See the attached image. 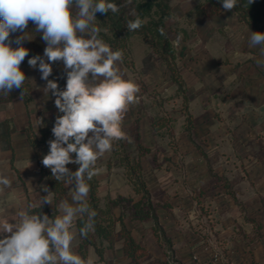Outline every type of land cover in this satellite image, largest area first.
I'll use <instances>...</instances> for the list:
<instances>
[{"label":"crops","instance_id":"crops-1","mask_svg":"<svg viewBox=\"0 0 264 264\" xmlns=\"http://www.w3.org/2000/svg\"><path fill=\"white\" fill-rule=\"evenodd\" d=\"M197 2H182L173 6V12L179 19L184 18ZM182 26L191 28L186 22ZM195 29V36L187 41L176 33L169 34L178 49L184 47L180 66L193 117L192 138L185 129L181 97L169 99L163 106L139 99L126 113L122 128L129 144L135 145L138 134L139 142L151 149L142 157L143 177L181 261L264 264V66L257 63L264 60V53L259 47H249L253 31L233 10L223 8L213 16H200ZM162 66L165 78L150 82L156 92L167 98L177 86ZM25 72L32 84L33 104L28 109L23 98L15 96L0 105V121L10 118L16 127L11 134L12 149L4 145L0 150V173L12 181L11 189L0 191V210L11 213L27 210L39 197L47 195L41 191L42 186L50 190L47 181L41 180L25 129L31 123L40 134L36 119L42 117L43 125L54 119L55 97L51 92L45 97L46 81L41 79L40 71L27 68ZM16 93L14 89L12 94ZM161 109L172 119L170 134L158 133L152 125ZM136 120L138 132L134 128ZM51 139H55L53 133ZM111 153L97 162L99 195H134L124 169L115 163L107 165ZM65 187V199L71 202L69 191L73 186ZM115 213L119 215L121 208H116ZM124 222L154 258H166L150 221L126 218ZM75 243V252L80 255L79 235ZM84 260L86 264L130 261L122 239L114 249L105 250L103 259L90 246Z\"/></svg>","mask_w":264,"mask_h":264},{"label":"clouds","instance_id":"clouds-1","mask_svg":"<svg viewBox=\"0 0 264 264\" xmlns=\"http://www.w3.org/2000/svg\"><path fill=\"white\" fill-rule=\"evenodd\" d=\"M221 2L229 11L238 5V0ZM109 11L118 13L120 6L111 0H0V93L8 96L28 80L20 66L29 55L23 41L31 40L26 31L31 21L35 31L42 33L46 47L43 57L36 55L27 62L34 69L38 66L41 79L46 81L45 97L51 92L55 107L62 113L55 119L51 130L55 139L48 141L49 152L42 164L56 181L73 186L71 202L62 200L54 218L30 211L53 204V192L46 185L41 191L47 195L27 210H0V264H86L75 252L77 235L87 238L95 231L97 212L88 203L90 185L86 178L91 180L99 173L97 162L113 150L114 142L128 139L122 123L129 108L139 103V85L125 79L119 67L123 50H113L99 35L109 29L97 25L96 14ZM144 23L146 20L137 16L127 22V29L138 30ZM16 32L22 35L16 37L17 47H13L10 37ZM249 47H259L264 53V32H250ZM54 62H63L67 77L64 90L49 79ZM257 63L264 66V60ZM35 123L40 128L43 118ZM69 164L78 168L72 171ZM11 188V179L0 173V191ZM85 216L83 226L77 228V220Z\"/></svg>","mask_w":264,"mask_h":264},{"label":"trees","instance_id":"trees-1","mask_svg":"<svg viewBox=\"0 0 264 264\" xmlns=\"http://www.w3.org/2000/svg\"><path fill=\"white\" fill-rule=\"evenodd\" d=\"M111 2L120 6V11L118 13L109 11L107 14H96L97 25L102 29L105 27L109 29L108 33L101 31L99 34L100 38L108 43L113 50H123L122 64L133 71L135 70V63L132 57V39L138 36L148 43L153 52L160 58L162 64L168 69L170 78L177 86L175 93L171 97L161 98L157 101V104L161 106L163 102L169 99L175 97L182 98L185 129L188 137L191 139L193 117L189 110L187 85L182 76L180 66V60L184 56V47L178 49L176 42L171 39L167 27L169 19L176 20L178 18L173 12L172 1L132 0L130 4L127 3V0H111ZM221 9H223L221 0H198L195 7L184 16L186 23L191 28L176 24L171 26V29L178 37L187 41L196 34V18L200 16H213ZM232 10L238 19L246 23L253 32H264V0H251V3L248 0H238L237 7ZM137 16L142 20H146V23L138 30L128 31L127 22L135 20ZM161 29H163V34L161 33ZM13 47H17V45L14 44ZM36 55L41 56L39 50H33L29 53L20 66L22 71L25 66H29L28 59ZM60 63L63 65V62ZM49 79L57 82L59 88L64 90L66 86L64 81L53 72L49 76ZM31 91L32 84L29 80H26L23 88L17 89L16 95L9 94L5 96L3 93H0V105L12 100L15 96H20L29 109L34 102ZM21 92H23V95H21ZM58 115H62V113L57 109L56 117ZM54 124L55 120L53 126ZM171 124L172 119L165 113L152 119V125L158 133L167 131L170 134ZM52 128L41 125L39 135L31 123L25 129L28 142L34 151L40 167L41 180L45 179L50 190L53 192L52 205L45 204L41 209L34 208L30 211H41L43 214H48L50 218L58 215L59 204L67 195L64 182L56 181L52 177L51 170L42 164L44 153L48 154L49 152L48 141L51 140ZM134 128L138 132V120H136ZM15 130L16 127L12 119L7 118L0 121V150L4 145L12 149L11 134ZM149 152H151V149L139 142V135L137 134L134 146L129 144L126 139L114 142L112 153L107 161L108 166L115 163L124 169L125 177L131 184L134 195L106 196L102 198L99 195L100 180L98 176H93L91 180H87L86 178V182L90 185L88 203L97 212V216L95 217V231L89 233L87 238L79 237L78 251L82 258H87L88 249L90 246H93L100 258L103 259L105 250L114 249L116 242L122 239L124 253L130 260L128 264H197L183 262L176 256L172 239L159 220L156 204L152 200L151 193L142 173V157ZM67 167L75 171L78 165L69 164ZM136 197L139 198L136 199ZM116 208H121L119 215L115 213ZM86 218L85 216L83 219L77 220V228L83 226ZM126 218L151 222L154 234L166 256L165 259L154 258L147 248L133 237L131 230L124 222Z\"/></svg>","mask_w":264,"mask_h":264},{"label":"rangeland","instance_id":"rangeland-1","mask_svg":"<svg viewBox=\"0 0 264 264\" xmlns=\"http://www.w3.org/2000/svg\"><path fill=\"white\" fill-rule=\"evenodd\" d=\"M171 1H172V5L177 7V6H180L182 2H188L190 0H171ZM193 2L195 3L197 2V0H193ZM185 22L186 21L184 18H180V19L177 18L174 23L172 22L170 23L169 21H167L168 33L172 36L173 33L175 32L171 29V26L176 25V24L182 26V25H185ZM26 31H28V35L31 38V40L23 41V46L29 50V53H31L33 50H39L40 55L43 57L46 43L42 39V33H37L35 31V25L31 21H29L28 28ZM20 35H22L21 32H16V33L11 34L10 38L13 41L12 46H14L15 44L16 37ZM131 49H132V57L135 63V70L134 71L130 70L121 63L119 65L121 73L123 74L125 79H131L136 84L139 85L140 87V93H138L139 99L150 101V102L153 101L157 103L159 99L164 97L162 95L164 93L154 92L155 89L152 88V82H150V79H152L153 81H156L160 77H163V79L165 78V70H164V67L162 66V62L160 58L150 48L148 43L138 36L132 39ZM27 68H31V69H34V68L30 66H25L23 68V71L29 80V76L25 72ZM52 68H53V73L57 77L61 78L66 85L67 77H66V72L64 71V66L60 62H54L52 63ZM34 70L39 71L38 66ZM10 94H12V91L10 92ZM163 103H162V106L164 105ZM157 106L159 105L157 104ZM165 112L167 111L161 109L159 113L163 114ZM55 117L49 123L45 124V126L53 127ZM51 138H52V132H51ZM150 153L151 152L147 154H150ZM161 159H162L161 163H164L165 161L164 155H161Z\"/></svg>","mask_w":264,"mask_h":264}]
</instances>
